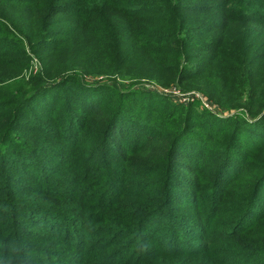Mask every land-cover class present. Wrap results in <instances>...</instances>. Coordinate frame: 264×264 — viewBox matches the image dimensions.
I'll return each instance as SVG.
<instances>
[{"label": "trees", "instance_id": "trees-1", "mask_svg": "<svg viewBox=\"0 0 264 264\" xmlns=\"http://www.w3.org/2000/svg\"><path fill=\"white\" fill-rule=\"evenodd\" d=\"M257 46L264 0H0V264H264Z\"/></svg>", "mask_w": 264, "mask_h": 264}, {"label": "rangeland", "instance_id": "rangeland-1", "mask_svg": "<svg viewBox=\"0 0 264 264\" xmlns=\"http://www.w3.org/2000/svg\"><path fill=\"white\" fill-rule=\"evenodd\" d=\"M125 24V27L127 28L128 27V23L124 22ZM90 29V28H89ZM89 29H85V30H80V33H83L85 31H88ZM92 33L89 31V32H86L83 36L79 35V39L78 37L74 39L73 43L68 47L66 48V50L63 52V54H76V55H89V52L92 51V52H96V51H99L100 50V47H99V43H97L95 40L92 39ZM253 55L254 56H259L260 58V61L261 62H264V47H261V46H257L255 47L254 51H253ZM39 65H37V63H35V66L32 68V70H34L35 72L38 71L39 69ZM95 80H99V81H102L103 80V77L99 76V77H96ZM146 80L143 79L142 81V84L145 82ZM147 87L149 88H153V86H150V85H147ZM158 88V86H156ZM160 91L164 94H167V95H171L172 97L176 98V100H180V102L182 104L186 103L185 102V96L183 94H181L178 90H163V89H160ZM203 105L206 107L209 108V105L206 104L205 102L203 103ZM79 210H81L82 212H87V213H90V214H93L94 212L95 213H99L100 210L95 208L94 205H92L91 202H88V201H83L82 203H79L76 205ZM76 206H73V207H76ZM119 212H121V218H125L126 215H127V211L125 210V208L123 207H120L119 209ZM260 230H264L263 227L259 228ZM37 248H41L42 250L45 249V247H42V246H37ZM46 250V249H45Z\"/></svg>", "mask_w": 264, "mask_h": 264}, {"label": "built area", "instance_id": "built-area-1", "mask_svg": "<svg viewBox=\"0 0 264 264\" xmlns=\"http://www.w3.org/2000/svg\"><path fill=\"white\" fill-rule=\"evenodd\" d=\"M194 98H197V99H200V100H203V98L200 96V94H198V93H195L194 95H193V98L192 99H194ZM187 100H188V97H185V102H187ZM190 101V100H189Z\"/></svg>", "mask_w": 264, "mask_h": 264}, {"label": "clouds", "instance_id": "clouds-1", "mask_svg": "<svg viewBox=\"0 0 264 264\" xmlns=\"http://www.w3.org/2000/svg\"><path fill=\"white\" fill-rule=\"evenodd\" d=\"M9 264H11V261H9Z\"/></svg>", "mask_w": 264, "mask_h": 264}]
</instances>
